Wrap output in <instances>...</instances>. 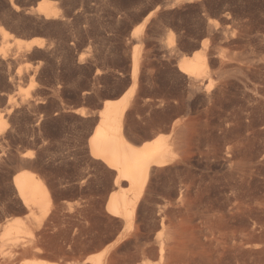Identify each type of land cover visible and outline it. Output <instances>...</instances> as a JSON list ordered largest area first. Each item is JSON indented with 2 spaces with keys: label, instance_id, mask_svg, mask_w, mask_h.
I'll list each match as a JSON object with an SVG mask.
<instances>
[{
  "label": "rangeland",
  "instance_id": "374dc122",
  "mask_svg": "<svg viewBox=\"0 0 264 264\" xmlns=\"http://www.w3.org/2000/svg\"><path fill=\"white\" fill-rule=\"evenodd\" d=\"M40 1L0 0V24L13 34L8 41L0 34V251H9L15 244L36 240L43 249L39 255L61 264L90 259L104 260L106 264H116L117 261L119 264L122 261L123 264H264V110L259 109L257 99L260 95V98L264 96V0H56L57 16L51 11L39 9ZM16 37L26 40L41 37L44 40L41 47L35 46L27 52L20 51ZM203 38H208L207 53L212 58V69H216L212 71V82L207 81L209 86L207 82V85L198 80L196 83L178 66L183 54L191 55L201 49ZM238 57L244 60H239ZM134 71L139 78L137 88L132 80ZM226 82L230 84H225ZM220 88L226 92H222ZM228 91L230 98L229 94L225 96ZM253 92L255 95L258 93V96H253ZM262 99L264 101V97ZM225 104L229 106L222 107ZM104 105L123 113L124 132L138 143L151 140L154 137L150 136L151 132H158L169 143H173V158L170 161L173 164L160 167L166 169L170 166V171L167 169V173L160 169L157 170V175V171L154 172L147 184V191L143 190L144 193L140 195V198H150L147 201L152 203L148 204L144 197L139 198L134 216L124 224L121 218L109 214L105 209L116 172L102 160L94 158L88 145V139L98 123L99 112ZM209 108L215 109L211 111ZM227 109H232V112ZM242 110H245L244 113ZM226 111L232 114L228 115ZM232 115L234 118L237 116L236 120ZM206 116L210 118L207 119ZM235 122L238 123L237 126ZM180 123L185 124L181 126L186 129L180 128L179 132ZM245 124L251 125L248 127ZM202 125L205 128L207 126L205 130L209 131H203ZM174 126L176 130L178 128L177 133L173 132ZM195 126H199V130L203 127L202 131L206 135L202 134V137L201 133L198 134L200 131H195L198 129ZM246 127L251 130L248 131ZM220 130L222 133H219ZM183 131L187 133L185 136ZM226 132L230 134L227 135ZM200 136L201 140L198 138ZM231 136L235 140L230 139ZM173 137L178 140L183 137L180 150H175L176 145H179H174ZM194 137L197 138L196 142ZM247 137L248 140L243 141ZM221 141H228L231 147L228 146L227 150L228 144H222ZM217 142L224 146H219ZM194 143H197L196 148ZM211 146L217 151H213ZM197 148L198 151L201 148L204 153L200 154L201 151L198 152ZM209 149L211 150L206 151ZM238 149L239 153L246 156V160L242 155H239L240 159L236 157ZM182 151L188 160L184 158ZM206 154H210L211 158H207ZM233 157L239 159L238 163L243 159L242 162L247 161L245 163L250 170L246 169L245 163L240 162L242 169L237 172L239 164L236 166L237 162L234 163L236 160ZM227 160L230 161L229 164L233 162L230 165L233 170L228 168ZM183 166L186 170H182ZM209 167L212 168L209 170ZM26 170L39 175L50 193V199L45 205L42 208L34 207L33 211L26 208L13 183V176ZM227 170L232 172L227 175ZM234 172L235 175L240 174L235 177ZM183 173H187V176L189 173L188 179H195L200 184L193 183L192 180L187 183V176ZM193 174L196 177L191 178ZM232 175L236 178L233 181ZM183 177L186 178L185 182ZM220 178L224 180H219ZM204 180L207 181L206 187L201 183ZM239 184L243 190L238 187ZM199 186L204 192L201 190L202 193L197 194ZM209 186H212L211 189ZM178 192L184 193V201L181 198L180 202V195H176L180 194ZM200 199L204 203L209 202L206 209L212 205L215 209L220 205L224 207H220L221 211L217 208L215 213L214 206L210 208L213 211H206L203 208L205 204ZM232 200L235 206L232 205ZM155 201L159 208L154 207ZM162 202V206L170 208L169 211L159 205ZM192 202H198L199 209ZM180 206L186 208L182 209ZM224 216L229 225L223 220ZM11 220H20L24 225L19 232L13 230L11 237L17 236L16 241L6 236ZM218 220L223 224L220 225L222 229ZM210 221L212 227L214 223H219L216 225L219 226L218 229L208 226ZM200 222V225L205 224L212 235L208 234L209 231L206 232L205 226L199 227ZM163 225L166 226L165 229H162ZM149 226H152L151 230ZM123 229V239L105 252L107 245L113 243ZM149 232L152 235L146 234ZM141 233H145L146 237L151 235V241L154 233L158 234L155 237L159 238L153 239L155 246L153 242L145 240L146 237L143 238ZM136 234L142 236L138 238ZM3 238L6 239L5 242H2ZM143 239L147 241V245ZM159 239H163V244L165 241L168 243L163 256L158 248ZM240 241L243 246L239 244Z\"/></svg>",
  "mask_w": 264,
  "mask_h": 264
},
{
  "label": "bare ground",
  "instance_id": "6f19581e",
  "mask_svg": "<svg viewBox=\"0 0 264 264\" xmlns=\"http://www.w3.org/2000/svg\"><path fill=\"white\" fill-rule=\"evenodd\" d=\"M56 3H57V1L56 0H41L40 2H39V4H38V8L39 9H41V10H45V11H51V12H53L54 13V15H58V9H57V6H56ZM48 9V10H47ZM0 34L2 35V37L5 39V40H9L11 37H13V34L6 28V27H4L2 24H0ZM204 39V38H203ZM16 40H17V42L19 43V47H20V51H31L35 46H39V47H41L42 46V44H43V40H44V38H41V37H34V38H30V39H21V38H18V37H16ZM194 45V44H193ZM207 47H208V38H206V39H204V41L201 43V49L200 50H197V51H195L194 53H192L191 55H182L180 58H179V62H178V66H179V69L184 73V74H186L190 79H192V80H194V81H201V83H204V84H206L205 82H209V83H211L212 82V80H213V75H214V72H212L213 70L215 71L216 69H212V67H214L212 64H211V61H210V59H212V58H210L209 56H208V53H207ZM197 48H200L199 46L197 47ZM196 49V48H195ZM239 58V57H238ZM243 59V58H242ZM241 58H239V60H242ZM264 59V58H263ZM238 60V59H237ZM244 60V59H243ZM225 61V60H224ZM223 61V62H224ZM134 63H135V65L137 64V58L135 57L134 58ZM218 63V62H217ZM222 63V62H221ZM245 63V62H244ZM216 64V63H215ZM229 64H231V63H229ZM260 64V63H259ZM259 64H257V65H259ZM226 65V64H225ZM232 65V64H231ZM255 65V64H254ZM220 66V65H219ZM224 66V64H222V67ZM245 67V66H244ZM248 67V66H247ZM221 68V67H220ZM220 68H219V70H220ZM228 68V67H227ZM226 68V69H227ZM229 69V68H228ZM246 69V68H245ZM249 69V68H248ZM252 70V69H251ZM258 70V69H257ZM244 70H242V72H243ZM135 73L133 74V77H132V80L134 81V85L136 86V88H137V85H138V82H139V78H138V74H137V72L136 71H134ZM226 72V71H225ZM229 72V71H228ZM182 73V74H183ZM219 73V72H218ZM223 73V72H222ZM248 73V72H247ZM215 74H217V73H215ZM254 75V74H253ZM221 76V75H220ZM184 77V76H183ZM188 78V79H189ZM222 78V77H221ZM233 78V77H232ZM236 78V77H235ZM242 79V78H241ZM252 79V78H251ZM262 79V78H261ZM219 80H221V79H219ZM226 80V79H225ZM224 80V81H225ZM237 80V79H236ZM190 81V80H189ZM198 81L196 82V83H198ZM233 81V80H232ZM253 81V80H252ZM208 82H207V84H208ZM214 82H215V80H214ZM213 82V83H214ZM219 82V81H218ZM220 82H222V81H220ZM230 82V81H229ZM237 82V81H236ZM238 82H239V80H238ZM196 83H194V84H196ZM216 83V82H215ZM240 83V82H239ZM251 83V82H250ZM200 84V83H199ZM206 84V85H207ZM221 84V83H220ZM223 84V83H222ZM225 84H230V83H225ZM225 84H224V86H225ZM234 84V83H233ZM197 85V84H196ZM201 85V84H200ZM208 86H209V84H208ZM223 86V85H222ZM221 86V87H222ZM248 86V85H247ZM217 87H219V86H217ZM226 87V86H225ZM261 87V86H260ZM200 88V87H199ZM224 88V87H223ZM222 88V89H223ZM249 88H250V86H249ZM257 88H258V85H257ZM210 89V88H209ZM219 89V88H218ZM229 89V88H228ZM236 89V88H235ZM256 89V88H255ZM263 89V88H262ZM220 90H221V88H220ZM243 90H244V88H243ZM207 91V90H206ZM216 91V90H215ZM222 91V90H221ZM224 91V90H223ZM222 91V92H223ZM231 91V90H230ZM235 91V90H234ZM252 91V90H251ZM224 92H226V91H224ZM232 92V91H231ZM239 92V91H238ZM250 92V91H249ZM258 92V91H257ZM260 92V91H259ZM252 93V92H251ZM216 94V93H215ZM229 94V95H228ZM238 94V93H237ZM253 94H254V92H253ZM262 94V93H261ZM217 95H219V93H217ZM225 95V94H224ZM223 95V96H224ZM229 96V98H230V93H229V91H228V93H226V95L225 96ZM235 95H236V93H235ZM245 95H246V93H245ZM257 96H258V93L256 94ZM256 95L254 94L253 96H255L256 97ZM262 95H264V92H263V94ZM212 96V95H211ZM216 96V95H215ZM251 96V95H250ZM234 96H232V98H233ZM236 97H237V95H236ZM246 97V96H245ZM260 97H261V95H260ZM257 98V99H259V101H258V106H259V109H262V110H264V101H263V97L264 96H262V98ZM219 98V97H218ZM235 98V97H234ZM249 98H251V97H249ZM210 99V98H209ZM222 99H224V98H222ZM235 99H237V98H235ZM246 99V98H245ZM245 99H244V101H245ZM251 99H253V97L251 98ZM221 100V99H220ZM238 100V99H237ZM255 100H256V98H255ZM214 101V100H213ZM212 101V102H213ZM215 101H217V100H215ZM229 101H232V100H229ZM242 101V100H241ZM252 102H253V100H251ZM238 102V101H237ZM221 103V102H220ZM219 103V104H220ZM224 104V103H223ZM227 104V103H226ZM222 105V107H225V106H229V105ZM255 104V103H254ZM251 105V104H250ZM249 105V106H250ZM213 106V105H212ZM232 106V105H231ZM236 106V105H235ZM239 106V105H238ZM243 106V105H242ZM244 106H245V104H244ZM255 106V105H254ZM253 106V107H254ZM217 107V106H216ZM233 107V106H232ZM218 108V107H217ZM219 108H220V106H219ZM238 107H236V109H237ZM245 108V107H244ZM251 109H254V108H252V107H250ZM209 109H211V108H209ZM212 109H215V108H212ZM212 109H211V111H212ZM232 109H234V108H232ZM232 109H227L228 111H231ZM240 109V108H239ZM242 109H243V107H242ZM246 109H248V108H246ZM245 109V110H246ZM258 109V108H257ZM219 110V109H218ZM220 110H222L223 111V108H221ZM220 110H219V112H220ZM244 110V111H245ZM261 110V111H262ZM228 111H226V112H228ZM239 111H241V109L239 110ZM243 111V110H242ZM244 111H243V113H244ZM254 111H255V109H254ZM208 112H209V110H208ZM218 112V113H219ZM232 112V111H231ZM250 112H252V110L250 111ZM256 112V111H255ZM258 112V111H257ZM214 113V112H213ZM218 113H217V115H218ZM223 113H225V110L223 111ZM239 113V112H238ZM260 113V112H259ZM207 114V113H206ZM215 114V113H214ZM220 114V113H219ZM232 113H230L229 114V112H228V115H231ZM254 114V113H253ZM216 115V114H215ZM233 115H234V112H233ZM232 115V116H233ZM238 115V114H237ZM244 115H247V113L246 114H244ZM224 116H226V115H224ZM235 116V115H234ZM234 116H233V118H234ZM242 116V115H241ZM253 116V115H252ZM256 116V115H255ZM263 116V115H262ZM123 113L122 112H120V110L118 109V110H116L115 111V109H112V107H110V106H108V105H104V107L100 110V112H99V120H98V123L96 124V127H95V129H94V131H93V133L91 134V136L89 137V139H88V145H89V148H90V153H91V155L94 157V158H96V159H100V160H102L110 169H113V170H115V182L113 183V189H112V192H111V194L109 195V197H108V199H107V201H106V205H105V209H106V211L109 213V214H111V215H113V216H116L117 218H121V220L123 221V224L124 223H126V222H128L133 216H134V214H135V211H136V208H137V204H138V201H139V198H140V195H142L141 193L143 192L144 193V191L143 190H145L146 189V187H147V184H148V182H150L149 181V179H150V177H151V175L154 173V172H156L157 170H160V169H163L164 170V172H165V170H166V172L170 169V161L172 162V158H173V154H172V149H171V146H173V143H169L168 142V140H167V138L166 137H164L163 135H161V134H158V132H157V134H155V133H152L151 132V134H150V136L151 137H153L151 140H146V141H142L141 143H138V141H136V140H133L132 138H129V136H127L126 134H125V132H124V128H123ZM207 117V116H206ZM213 117V116H212ZM219 117V116H218ZM229 116H227V118H228ZM231 117V116H230ZM237 117V116H236ZM235 117V118H236ZM238 117L239 118H241L240 117V114L238 115ZM208 118H210V117H207V119ZM224 118V117H223ZM226 118V117H225ZM234 118V120H236ZM251 118V117H250ZM238 119V118H237ZM248 119V118H247ZM246 119V120H247ZM224 120V119H223ZM223 120L221 121V122H223ZM256 120H257V118H256ZM208 121V120H207ZM212 121V120H211ZM248 121V120H247ZM247 121H246V123H247ZM255 121V120H254ZM261 121V120H260ZM239 122V121H238ZM241 122V121H240ZM250 122H251V119H250ZM184 123H185V121H184ZM211 123V122H210ZM225 123H226V121H225ZM230 124L232 123V120L229 122ZM236 123V122H235ZM181 124H183V123H180V127H179V132L181 131V129L183 128L182 126L183 125H185V124H183L182 126H181ZM191 124V123H190ZM214 124V123H213ZM216 124H218V123H216ZM222 124H224V123H222ZM226 124H228V122L226 123ZM233 124H234V121H233ZM237 124L238 123H236V126H237ZM241 124V123H240ZM244 124V123H243ZM249 124V123H248ZM247 124V125H248ZM260 124V123H259ZM1 125V124H0ZM196 125H198V124H196ZM207 125V124H206ZM225 125V124H224ZM246 124H245V126H247ZM251 125V124H250ZM250 125H248V127H250ZM253 125L255 126V124L253 123ZM263 125V124H262ZM203 126V125H202ZM222 126V125H221ZM221 126H218V127H221ZM226 126V125H225ZM225 126H224V128H225ZM241 126V125H240ZM239 126V127H240ZM245 126H243V128L245 127ZM196 127V126H195ZM199 127V126H198ZM198 127H196V128H198ZM203 127H204V129H203ZM202 127V129H203V131L207 128V126H206V128H205V126H203ZM214 127V126H213ZM228 127V126H227ZM227 127H226V130H227ZM232 127V126H231ZM242 127V126H241ZM181 128V129H180ZM200 128H201V125H200ZM254 128V127H253ZM256 128V127H255ZM258 128V127H257ZM264 128V127H263ZM184 129V128H183ZM186 129V128H185ZM184 129V130H185ZM202 129H200L199 130V128L198 129H196L195 131H197L198 132V130L200 131L198 134H200L201 133V135L202 134H205L203 131H202ZM210 129V128H209ZM220 129H222V128H220ZM239 129V128H238ZM246 129H247V127H246ZM208 130V129H207ZM207 130H205V132H207ZM225 130V129H224ZM235 130H236V128H235ZM248 130V129H247ZM246 130V131H247ZM251 129H249L248 131H250ZM254 130V129H253ZM256 130V129H255ZM258 130V129H257ZM256 130V131H257ZM260 130V129H259ZM0 131H1V128H0ZM152 131V130H151ZM157 131V130H156ZM155 131V132H156ZM177 131H178V128H177V130H176V127L174 126V128H173V132L174 133H177ZM187 131V130H186ZM194 131V133H196ZM209 131V130H208ZM221 131V130H220ZM239 131V130H238ZM243 131H245V129L243 130ZM247 131V132H248ZM264 131V130H263ZM189 132V131H188ZM203 132V133H202ZM224 132V131H223ZM231 132V131H230ZM233 132V131H232ZM241 132V131H240ZM183 133H184V131H183ZM213 133V132H212ZM211 133V134H212ZM219 133H222V131L221 132H219ZM227 133V132H226ZM226 133H224V134H226ZM229 133V132H228ZM227 133V135H229ZM234 133V132H233ZM236 133V132H235ZM234 133V134H235ZM245 133V132H244ZM250 133V132H249ZM255 133V132H254ZM253 133V134H254ZM261 132H259V134H260ZM187 134V133H186ZM185 133H184V136L186 135ZM190 134H192V133H190ZM211 134H209V135H211ZM241 134H243V133H240V135ZM245 134H247V136L249 137L250 135H248V133H245ZM252 134V135H253ZM256 134V133H255ZM147 135H149V134H147ZM146 135V136H147ZM206 135V134H205ZM233 135V134H232ZM237 135V134H236ZM239 135V136H240ZM257 135V134H256ZM255 135V136H256ZM183 136V135H182ZM204 135H202V137H203ZM213 136H214V134H213ZM212 136V137H213ZM219 136V135H218ZM222 136H223V134H222ZM234 136V135H233ZM233 136H231L232 138H230V139H234L235 140V138H233ZM244 135H242L241 137H243ZM260 136V135H259ZM262 136V135H261ZM149 137V136H148ZM201 136L200 137H198L200 140H201V138H202ZM212 137H210L209 139H212ZM221 137V136H220ZM227 137V136H226ZM226 137H224V139L226 138ZM230 137V136H229ZM248 137L245 139V140H243V141H247L248 140ZM183 138V137H182ZM182 138L180 139V140H178V139H176L175 137H173V141H174V145H176V144H178L179 146H177L176 145V147H175V150L176 149H178L179 148V150L181 149V146L180 145H182L180 142H181V140H182ZM195 138V137H194ZM205 138V137H204ZM203 138V139H204ZM215 138V137H214ZM222 138V137H221ZM244 138V137H243ZM249 138H251V137H249ZM252 138H254L253 136H252ZM258 138V137H257ZM256 138V139H257ZM261 138V137H260ZM196 139L197 138H195L194 140H195V142H196ZM208 139V138H207ZM208 139V140H209ZM223 139V138H222ZM255 139V138H254ZM263 139V138H262ZM191 140H193V139H191ZM191 140H189V141H191ZM237 140V139H236ZM252 140V139H251ZM257 140H259V139H257ZM183 141H185V140H183ZM187 141V140H186ZM185 141V142H186ZM211 141V145H212V140H210ZM213 141H215L214 139H213ZM217 141V140H216ZM215 141V142H216ZM229 141V140H228ZM228 141L226 142H224V144H228ZM231 141V140H230ZM250 141V140H249ZM248 141V142H249ZM255 141V140H254ZM263 141V140H262ZM197 142H199V141H197ZM202 142V141H201ZM222 142V141H221ZM223 142H222V144H223ZM239 142H242V141H239ZM244 142V143H245ZM247 142V144H249ZM200 143V142H199ZM214 143V142H213ZM220 143V142H219ZM218 142L216 143V144H219ZM253 143V142H252ZM258 143V142H257ZM195 144V143H194ZM201 144V143H200ZM204 144H206L205 142L203 143V145ZM230 144V143H229ZM227 145V150H228V146L229 147H231L230 145ZM262 144V143H261ZM184 145H186V144H184ZM191 145H193V142H192V144ZM203 145H201V146H203ZM214 145V144H213ZM245 145V144H244ZM250 145H252V144H250ZM188 146V145H187ZM196 146H197V143L195 144V148H196ZM205 146V145H204ZM219 146H224V145H220L219 144ZM232 146H233V144H232ZM253 146V145H252ZM251 146V147H252ZM184 147H186V146H184ZM199 147V146H198ZM206 147H207V145H206ZM213 146H211V148H212ZM215 147L217 148V146L215 145ZM215 147H213V151L215 150V151H217V149H215ZM233 147H235V144H234V146ZM238 146L236 145V148H237ZM202 148V147H201ZM201 148L199 149V151H198V148H197V151L198 152H200L201 151ZM207 148H209V147H207ZM223 148H225V147H223ZM242 148V147H241ZM257 148V147H256ZM184 149V148H183ZM204 149V148H203ZM230 149V148H229ZM247 149V148H246ZM258 149V148H257ZM256 149V151H258ZM196 150V149H195ZM205 150V149H204ZM211 149H209V150H206V151H210ZM226 150V151H227ZM231 150V149H230ZM233 150H234V148L232 149V151L231 152H233ZM239 150L240 149H238V151L236 152V150L234 151V152H236V153H238L237 154V156L233 153V155H235L236 157H239V159H240V156L239 155H242L241 153H239ZM242 150V149H241ZM222 151V150H221ZM251 151V150H250ZM249 151V152H250ZM263 151V150H262ZM181 152V151H180ZM180 152H179V154H180ZM183 152V151H182ZM189 152V151H188ZM219 152V151H218ZM223 152H225V150H223ZM241 152V151H240ZM243 152V151H242ZM253 152V151H252ZM264 152V151H263ZM203 154L204 152L203 151H201L200 152V154ZM227 153H229L230 154V152H227ZM183 155L185 154V152H183L182 153ZM211 154V153H210ZM210 154H209V156H208V154H206L205 156H207V158L208 157H210ZM214 154V153H213ZM218 153H216V155H217ZM221 154H223L222 152H221ZM221 154H220V157H223V156H221ZM228 154V155H229ZM243 154H245V152L243 153ZM251 154V153H250ZM258 154V153H257ZM182 155V156H183ZM186 155V154H185ZM184 155V158L186 157ZM215 155V154H214ZM219 155V154H218ZM224 155H226V154H224ZM231 155V154H230ZM232 155V156H233ZM190 156V155H189ZM197 156H198V154H197ZM203 157H204V155H202ZM201 156V157H202ZM227 156V155H226ZM243 156V155H242ZM245 156V155H244ZM244 156L242 157V158H244ZM252 156H253V154H252ZM180 157H181V155H180ZM225 157V156H224ZM228 157H230V156H228ZM197 158V157H196ZM206 158V157H205ZM211 158V157H210ZM217 159H218V156L216 157ZM216 158H214V159H216ZM232 158V157H231ZM231 158H230V160H231ZM182 159V158H181ZM186 160H188L187 158H185ZM233 159L234 160H236L234 157H233ZM233 159H232V161H233ZM238 159V160H239ZM247 158H246V156H245V160H246ZM174 160H176V158L174 159ZM173 160V161H174ZM180 160V159H179ZM184 160V159H183ZM191 160V159H190ZM207 160V159H206ZM211 161H212V159H210ZM209 160V161H210ZM225 160V159H224ZM229 160V159H228ZM228 160H227V162H228ZM238 160H236V161H234V163H236ZM244 160V159H243ZM243 160H241L240 162H242ZM249 160V159H248ZM185 161V160H184ZM183 161V163H186V162H184ZM192 162V161H191ZM213 162V161H212ZM223 162V161H222ZM230 162V161H229ZM229 162H228V168L229 167H231V169H232V167L233 166H230V165H232L231 163H233V162H231L230 164H229ZM239 162V163H240ZM246 163H247V161H245ZM245 162H242L243 164L245 163ZM250 162V161H249ZM253 162V161H252ZM169 163V168H166V169H164V168H160V167H163V166H166L167 164ZM176 163H178V161L176 162ZM181 163V162H180ZM187 163H189V162H187ZM206 163V162H205ZM238 162L236 163V166H237V164H239ZM242 163H241V165H242ZM245 163V166H247V164ZM173 164V163H172ZM171 164V165H172ZM174 164H175V162H174ZM222 164V163H221ZM220 164V165H221ZM180 165V164H179ZM188 165H191V164H188ZM207 165H209V164H207ZM211 165V164H210ZM225 165V164H224ZM234 165V164H233ZM174 166V165H173ZM223 166V165H222ZM258 166V165H257ZM184 167V168H183ZM182 167V170L184 169V170H186L185 169V166H183ZM227 167V166H226ZM249 166H247L246 167V169L248 168ZM159 168V169H158ZM172 168V167H171ZM186 168H189L188 166H186ZM193 168V167H192ZM204 168V167H203ZM212 168V167H211ZM210 167H209V170L211 169ZM214 168V167H213ZM216 168V167H215ZM221 168V167H220ZM241 167H240V164H239V167H238V170L240 169ZM168 169V170H167ZM194 169V168H193ZM193 169H192V171H193ZM200 169H202V168H200ZM230 169V168H229ZM228 169V170H229ZM230 169V170H231ZM242 169V168H241ZM241 169L238 171L237 170V167H236V170H237V172H240L241 171ZM163 170H161L162 171V174H164L163 173ZM181 170V169H180ZM179 170V171H180ZM182 170H181V173H182ZM205 170V169H204ZM204 170H203V172L202 173H204ZM207 170V169H206ZM213 170V169H212ZM211 170V171H212ZM215 170V169H214ZM227 170V171H228ZM233 170V169H232ZM248 171L250 170V169H247ZM261 170V169H260ZM170 171V170H169ZM187 171H189V170H187ZM187 171H185V172H187ZM235 171V170H234ZM256 171V170H255ZM190 172V171H189ZM194 172V171H193ZM192 172V173H193ZM201 172H200V174H201ZM217 172V171H216ZM223 172V171H222ZM232 172V171H231ZM230 171H228L227 172V175H229V173H231ZM244 172V171H243ZM168 173V172H167ZM198 173V172H197ZM205 173H206V171H205ZM209 173V171L207 172V174ZM246 173H247V171H246ZM250 173H251V171H250ZM158 174V171L156 172V175ZM184 175H186L185 173H183ZM191 174V173H190ZM195 174H196V172H195ZM195 174H193V176H191V178L192 177H196V175ZM199 174V173H198ZM226 174V173H225ZM224 174V175H225ZM237 174H240V173H236V175ZM243 174V173H242ZM245 174V173H244ZM253 174V173H252ZM164 175H166V173L164 174ZM182 175V174H181ZM192 175V174H191ZM195 175V176H194ZM209 175V174H208ZM210 175H211V173H210ZM235 177H236V175H235V172H234V174H233ZM232 175V177L233 178H231L230 176H228V177H230L231 179H232V181H233V179H234V176ZM154 177H155V175H153ZM160 176V175H159ZM158 176V177H159ZM187 176V175H186ZM185 176V177H186ZM188 176H189V173H188ZM188 176L186 177L187 179H188ZM222 176H223V174H222ZM238 176V175H237ZM190 177V176H189ZM198 177V176H197ZM212 177V176H211ZM216 177V176H215ZM227 177V178H228ZM241 177H242V175H241ZM240 177V178H241ZM246 177V176H245ZM251 177V176H250ZM163 178V177H162ZM186 178H184L183 177V181L185 182V179ZM201 178H202V176H201ZM201 178H199V179H197L198 181L201 179ZM226 178V177H225ZM244 178V177H243ZM156 179H158V178H156ZM203 179V178H202ZM201 179V181H203ZM215 179V178H214ZM217 180H218V176H217V178H216ZM231 179H229L228 178V180H231ZM236 179V178H235ZM234 179V180H235ZM246 179V178H245ZM244 179V180H245ZM248 179V178H247ZM193 181V179H188L187 180V183H188V181H190V182H192ZM196 180V181H197ZM216 180V181H217ZM219 180H224V179H219ZM226 180V179H225ZM240 180H242V179H240ZM181 181V180H180ZM182 181V182H183ZM211 181H213V179L211 180ZM231 181V182H232ZM250 181V180H249ZM189 182V183H190ZM195 182V179H194V181H193V183ZM205 182H207V181H205L204 180V182H201V183H204L203 185L206 187L207 185H205ZM209 182V181H208ZM228 182V181H227ZM227 182H225V183H227ZM236 182V181H235ZM238 182V181H237ZM254 182H255V179H254ZM13 183H14V186L16 187V189H17V191H18V194H19V196H20V198L22 199V201H23V203L25 204V206H26V208L27 209H29V210H31V211H33V208L34 207H37V208H42L44 205H45V203H46V201L47 200H49L50 199V193H49V190H48V188H47V186L45 185V182L43 181V179L39 176V175H37L36 173H34V172H32V171H28V170H26V171H22V172H18L17 174H15L14 176H13ZM184 184L185 186H187L188 184ZM196 184H198V182H195ZM215 183V182H214ZM219 183V182H218ZM224 183V182H223ZM248 183V182H247ZM149 184H151V183H149ZM155 184V183H154ZM182 184V185H183ZM192 184V183H191ZM200 184V183H199ZM198 184V185H199ZM217 184V183H216ZM229 184H231L230 183V181H229ZM242 184H244V182L242 183ZM241 184V185H242ZM183 185V186H184ZM190 185V184H189ZM189 185H188V187H189ZM192 185H194V184H192ZM220 185V184H219ZM235 185V184H234ZM253 185V184H252ZM184 186V187H185ZM191 186V185H190ZM195 186H197V185H195ZM213 186V185H212ZM212 186H209V187H207V188H209V189H211V187ZM217 186V185H216ZM238 186V185H237ZM149 187V186H148ZM150 187H152L151 185H150ZM183 187V188H184ZM188 187H186V188H188ZM198 187V186H197ZM227 187V186H226ZM233 187V186H232ZM238 187H240V184H239V186ZM247 187V186H246ZM251 187V186H250ZM192 188H193V186H192ZM191 188V189H192ZM219 188V187H218ZM241 188V187H240ZM150 189V188H149ZM148 189V190H149ZM185 189V188H184ZM190 189V188H189ZM215 189H216V187H215ZM221 189H222V187H221ZM242 189V188H241ZM245 189V188H244ZM180 191L182 190V189H179ZM186 190V192H187V189H185ZM194 190V189H193ZM195 190H196V188H195ZM201 190H202V188H201V186H199V190H198V188H197V194L198 193H202V192H204V190H202V192H201ZM213 190V189H212ZM224 190H226V189H224ZM230 190V189H229ZM239 190V189H238ZM243 190V189H242ZM246 190V189H245ZM146 191H147V189H146ZM152 191V190H151ZM210 191V190H209ZM154 192H156L155 190H154ZM154 192H152V193H154ZM185 192V191H184ZM185 192V193H186ZM210 192H212V191H210ZM230 192V191H229ZM233 192V191H232ZM236 192V191H235ZM243 192V191H242ZM147 193V192H146ZM178 193H180V194H176V195H180V202H182V201H184V193L183 192H178ZM189 193V192H188ZM187 193V194H188ZM191 193V192H190ZM189 193V194H190ZM215 193V192H214ZM220 193V192H219ZM222 193V192H221ZM240 193V192H239ZM246 193V192H245ZM149 194V193H148ZM147 194V195H148ZM188 194V195H189ZM193 194H194V192H193ZM212 194V193H211ZM242 194V193H241ZM151 195V194H150ZM153 195V194H152ZM151 195V196H152ZM204 195H206V193L204 194ZM218 195V194H217ZM226 195V194H225ZM240 195V194H239ZM187 196V195H186ZM185 196V197H186ZM191 196V195H190ZM193 196V195H192ZM203 196V195H202ZM207 196V195H206ZM216 196V195H215ZM214 196V197H215ZM142 197H144V198H146V196H141V198ZM150 197V196H149ZM203 197H205V196H203ZM202 197V198H203ZM220 197V196H219ZM242 197V196H241ZM140 198V199H141ZM153 198H154V196H153ZM153 198L151 199L152 201H153ZM181 198L183 199L182 201H181ZM195 198H196V195H195ZM201 198V197H200ZM208 198H209V196H208ZM207 198V199H208ZM223 199H224V197H222ZM238 198V197H237ZM147 199L148 198H146V201H147ZM150 199V198H149ZM148 199V200H149ZM155 199V198H154ZM178 199V200H179ZM190 199H191V197H189V201H190ZM197 199H199V197L197 198ZM216 199V198H215ZM214 199V200H215ZM242 199V198H241ZM240 199V200H241ZM186 200V199H185ZM204 200L206 201V198H204ZM204 200H199L200 202L201 201H203L202 203L203 204H205L204 205V207L203 208H207V207H209V205L208 206H206V204L208 203L209 204V202H205L204 203ZM209 200V199H208ZM207 200V201H208ZM213 200V199H212ZM213 200V201H214ZM219 200V199H218ZM226 200V199H225ZM144 201V200H143ZM160 201V200H159ZM188 201V200H187ZM192 201H193V199H192ZM195 201H196V199H195ZM194 201V202H195ZM216 201V200H215ZM222 201V200H221ZM243 201V200H242ZM241 201V202H242ZM148 202V204L150 203H152V202H149V201H147ZM180 202H178L179 203V205H180ZM194 202H192V203H194ZM211 203H213L212 201H210ZM229 202H230V200H229ZM153 203H156V201L155 202H153ZM185 203H187V202H185ZM185 203H183L184 205H185ZM189 204H190V202H188ZM198 203V202H197ZM197 203H194V204H196V205H198L197 207H198V209H199V203L197 204ZM218 204H219V202H217ZM239 203V202H238ZM161 204V206L163 205V202L162 203H159V205ZM201 204V203H200ZM214 204H215V202H214ZM218 204H216V205H218ZM222 204V203H221ZM153 205V204H152ZM156 206H154V207H158V203H156L155 204ZM191 205V204H190ZM193 205V204H192ZM195 205V206H196ZM202 205V204H201ZM211 205V204H210ZM232 205H233V200H232ZM150 206V205H149ZM166 205H164V206H162V207H165ZM181 206H182V204H181ZM180 206V207H181ZM212 206H214V205H212ZM212 206L210 207V208H212ZM223 206V205H222ZM222 206L220 205V207H221V209H222ZM231 206V205H230ZM233 206H235V205H233ZM238 206V205H237ZM236 206V207H237ZM185 208H186V206H184ZM184 207L182 208V209H184ZM187 207H191V206H187ZM193 207H194V205H193ZM193 207H191V208H193ZM196 207V208H197ZM202 207V206H201ZM200 207V208H201ZM220 207H217L216 206V209L217 208H219V210H220ZM224 207V206H223ZM159 208V207H158ZM166 208L167 207H165V210H166ZM178 208V207H177ZM190 208V209H191ZM195 208V207H194ZM195 208V209H196ZM209 208V209H210ZM145 209V208H144ZM157 209V208H156ZM168 209H170V208H167V210L166 211H169ZM180 209V208H179ZM202 209V208H201ZM200 209V210H201ZM209 209H206V211L207 210H209ZM215 206H214V213H215ZM224 209V208H223ZM231 209H232V207H231ZM142 210V209H141ZM146 210V209H145ZM148 210V209H147ZM150 210V209H149ZM148 210V211H149ZM158 210V209H157ZM164 209H163V212L162 213H164V211H165ZM172 210V209H171ZM178 210V209H177ZM204 210V209H203ZM210 210H212V209H210ZM209 210V211H210ZM212 210V211H213ZM218 210V209H217ZM227 210H228V208H227ZM147 211V212H148ZM173 212H176V211H174V210H172ZM181 211V209L179 210V212ZM186 211V210H185ZM221 211V210H220ZM219 211V212H220ZM150 212V211H149ZM159 212H160V210H159ZM187 212H188V210H187ZM186 212V213H187ZM217 212V211H216ZM226 212V211H225ZM233 212H235V211H233ZM152 213V212H151ZM158 213V212H157ZM172 213V212H171ZM182 213V212H181ZM184 213V212H183ZM185 213V214H186ZM209 213V212H208ZM153 214V213H152ZM170 214V213H169ZM173 214V213H172ZM213 215V213H211L210 212V215ZM220 214H224L225 215V213H221L220 212ZM228 214V213H227ZM236 214V213H235ZM142 217L144 216L143 215V213H141L140 214ZM182 215H184V214H182ZM181 215V216H182ZM187 215V214H186ZM190 215V214H189ZM194 215V214H193ZM192 215V216H193ZM198 215H200V214H198ZM197 215V216H198ZM233 215V214H232ZM162 216V215H161ZM172 216V215H171ZM174 216V215H173ZM177 216V215H176ZM207 216H209V215H207ZM215 216V215H214ZM213 216V217H214ZM218 216H220V215H218ZM234 216V215H233ZM233 216L232 217H230V218H233ZM140 217V216H139ZM147 217V216H146ZM149 217V216H148ZM167 217V216H166ZM186 217V216H185ZM194 217H196V215H194ZM199 217H201V215L199 216ZM198 217V218H199ZM202 217L204 218L205 216H203L202 215ZM216 217V216H215ZM222 217H223V215H222ZM222 217H221V219H222ZM226 217H229L228 215L226 216ZM235 217V216H234ZM161 218V217H160ZM167 218H169V217H167ZM187 218H189L188 216H187ZM155 219V218H154ZM158 219V218H157ZM162 219H164L163 217H162ZM176 219V218H175ZM195 219V218H194ZM197 219V218H196ZM202 219V218H201ZM218 219H219V217H218ZM225 219V216H224V218H223V220ZM120 220V219H119ZM146 220V219H145ZM148 220V219H147ZM146 220V221H147ZM180 220V219H179ZM198 220H200V218L198 219ZM203 220V219H202ZM201 220V221H202ZM221 221V222H224V221ZM226 220V222H227V219H225ZM232 220V219H231ZM121 221V222H122ZM143 221H144V219H143ZM160 221V220H159ZM170 221V220H169ZM176 221V220H175ZM194 221V220H193ZM206 221V220H205ZM211 221H213V220H211ZM211 221L209 222L210 223V225H209V223L207 224L206 222V224L208 225V226H211L212 227V225H211ZM216 221V220H215ZM220 220H218V222H219ZM236 221H237V219H236ZM162 222H163V220H162ZM207 222H208V220H207ZM214 222V221H213ZM145 223V222H144ZM153 223V222H152ZM155 223H156V221H155ZM158 223V222H157ZM160 223V222H159ZM167 223V222H166ZM204 223V222H203ZM220 223V222H219ZM219 223H217L216 225H218ZM149 224H150V222H149ZM148 224V225H149ZM171 224V223H170ZM181 224V223H180ZM201 224V222L198 224L199 225V227L200 226H202V227H204L205 226V224H204V226H203V224L202 225H200ZM213 224V223H212ZM227 224L229 225V222H227ZM238 223L236 222V225H237ZM157 225V224H156ZM216 225H215V223H214V226L212 227V229L215 227V229H218V227L221 225V223L219 224V226L218 227H216ZM223 225V224H222ZM221 225V226H222ZM231 225V224H230ZM234 225H235V223H234ZM146 226V225H145ZM153 226V225H152ZM152 226H151V228H152ZM221 226H220V228H221ZM225 226H226V224H225ZM225 226H223V227H225ZM233 226V225H232ZM238 226V225H237ZM24 227V225H23V222L22 221H20V220H16V221H13V220H11V223L9 224V229L7 230V232H6V236L7 237H11V235H13L14 234V231L13 230H15V232H19V231H21L22 230V228ZM159 227V226H158ZM165 227L166 226H164L163 225V228L162 229H165ZM168 227V226H167ZM230 227V226H229ZM228 226H227V229H230ZM239 227V226H238ZM149 228H150V226H149ZM151 228L149 229V230H151ZM205 228H207L206 226H205ZM234 227H232V229H233ZM145 229H147L146 227H145ZM155 229H156V227H155ZM222 229V228H221ZM221 229H219V231L221 232L222 230ZM232 229H231V231H232ZM238 229V228H237ZM224 230V229H223ZM225 230H226V227H225ZM235 230H236V228H235ZM234 230V231H235ZM145 231H148V230H145ZM203 231H204V233H205V230H204V228H203ZM209 230H208V228H207V231L206 232H208ZM218 231V230H217ZM227 231V230H226ZM226 231H223L224 233L226 232ZM157 232H159V230H157ZM156 232V233H157ZM228 232H230V231H228ZM123 233H125V229H123L122 231H121V234H118L119 236H117V238H116V240H114V242L113 243H111L109 246L107 245V247L105 248V252H107L108 251V249L110 248V247H113L116 243H117V241H120L121 240V238H122V235H124ZM151 232H149V233H146V234H150ZM211 232L209 231V233L208 234H210ZM223 233V234H224ZM237 233V232H236ZM141 234H143V233H141ZM145 234V233H144ZM143 234V235H144ZM162 235H163V233H161ZM200 234H202L201 232H200ZM227 234H229V233H227ZM136 235H138L137 237L139 238V236H142V235H139V234H136ZM151 235H152V233H151ZM150 235V236H151ZM157 236H158V234H156ZM155 235V233H154V238L153 239H155V238H159V237H155L156 236ZM161 235V237H163ZM210 235H212V234H210ZM226 235V234H225ZM232 235V234H231ZM234 235V234H233ZM237 235V234H236ZM239 235V234H238ZM237 235V236H238ZM126 236V235H125ZM125 236H123V237H125ZM150 236H148L147 235V237L144 235L143 236V238L144 237H146V238H149ZM160 236V235H159ZM220 236H221V234H220ZM223 236V235H222ZM229 236V235H228ZM237 236H236V238H237ZM242 236V235H241ZM160 237V238H161ZM216 237V236H215ZM226 237V236H225ZM230 237V236H229ZM229 237H227V238H229ZM233 237V236H232ZM239 237H240V235H239ZM141 238V237H140ZM145 238V240H147V241H150V242H153V239H152V241L150 240V238H149V240L148 239H146ZM217 238V237H216ZM215 238V239H216ZM222 237H220V239H221ZM235 238V239H236ZM243 238V237H242ZM241 238V239H242ZM10 240H15L16 241V239H18L17 238V236H13V237H11V238H9ZM123 239V238H122ZM134 239H135V237H134ZM142 239V238H141ZM156 239V240H157ZM214 239V238H213ZM237 239H239V238H237ZM236 239V240H237ZM2 240V242H5L6 241V239H1ZM138 240V239H137ZM144 240V239H143ZM144 240V241H145ZM143 241V242H144ZM147 241H145V244L147 245ZM155 241V240H154ZM160 241V247H158V248H160V254L163 256V254H164V251H166L165 250V246H166V244H168V243H165L164 242V244H163V239H159L158 240V242ZM235 241V240H234ZM140 242H142L141 240H140ZM162 242V243H161ZM138 244V246H139V242L137 243ZM153 244H154V246H155V242H153ZM233 244V243H232ZM235 244H237L238 245V243H235ZM239 244H243V243H241V241L239 242ZM152 245V244H151ZM142 246V245H141ZM159 246V245H158ZM236 246V245H235ZM243 246V245H242ZM242 246H240V247H242ZM62 247V246H61ZM148 247H151V246H149V244H148ZM236 247H238V246H236ZM153 248V247H152ZM167 248V247H166ZM238 250H239V248H237ZM60 250V249H59ZM63 250H64V248H63ZM146 250H147V248H146ZM150 250H151V248H150ZM154 250H156V252H157V249L156 248H154ZM154 250L152 251V252H154ZM233 250H236V249H233ZM144 251H145V249H144ZM148 251V250H147ZM240 251V250H239ZM43 252V249L39 246V243L36 241V240H31V241H29L28 243H23V244H15V246L12 248V249H10L9 251H6V250H2V251H0V264H61L60 262H58V261H53V260H48V259H45V258H43L41 255H39V254H41ZM143 252V251H142ZM248 252V251H247ZM144 253V252H143ZM147 253L148 252H146V255H147ZM250 253V252H249ZM124 254V253H123ZM126 254V253H125ZM120 255V254H119ZM128 255V254H127ZM140 256L141 255H144V256H146L145 254H139ZM116 256V255H115ZM124 256H126V255H124ZM132 256V255H131ZM143 257V256H142ZM123 258V257H122ZM127 258V257H126ZM129 259H130V257H128ZM133 258V257H132ZM131 258V259H132ZM116 259V258H115ZM138 259V258H137ZM122 260H125V259H122ZM75 261V260H74ZM67 262V264H86L87 262L89 263V264H106L105 263V261L103 260V261H96V260H92V259H90V260H82V261H75V262ZM110 261H111V259H110ZM120 261H121V258H120ZM133 261V260H132ZM112 262V261H111ZM111 262H109V263H111ZM118 263H116V264H119V261H117ZM123 262V261H122ZM121 262V264H123ZM124 262H127L126 260L124 261ZM134 262H135V260H134ZM137 262H138V260H137ZM127 263H129V262H127ZM130 263H133V262H130ZM129 263V264H130ZM142 262H140L139 264H141ZM108 264V263H107ZM134 264H138V263H134ZM142 264H147V263H142Z\"/></svg>",
  "mask_w": 264,
  "mask_h": 264
}]
</instances>
